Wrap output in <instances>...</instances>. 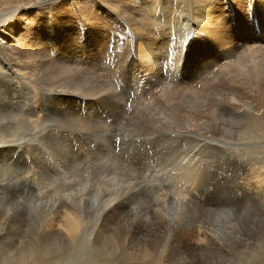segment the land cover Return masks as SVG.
I'll list each match as a JSON object with an SVG mask.
<instances>
[{
	"label": "bare ground",
	"instance_id": "obj_1",
	"mask_svg": "<svg viewBox=\"0 0 264 264\" xmlns=\"http://www.w3.org/2000/svg\"><path fill=\"white\" fill-rule=\"evenodd\" d=\"M3 1L4 3H7L8 0ZM27 1H34L37 3L41 2L42 4L47 5L45 7L46 9H44V7L39 10L37 9L40 12V21L34 23L32 25V28L34 29V27H37V29L39 30L37 31V33H35V35H33V39H30L29 42H27L29 46L24 45L25 43L19 38V35L15 34L17 30L13 29V25L20 20H16L14 18L16 21L13 24L8 23V25L5 26H3V24L0 25L1 41L3 42V44H5L3 45V47H6V52L8 51L9 54H12V67L15 69V72L17 71V74L25 77L22 75V73L18 69L19 67H17L16 65H18L22 59H26L27 63L25 66L29 69L28 70L25 68L28 71V78L25 77L27 85L32 83L33 80L34 84H36L37 82L40 84L43 83L42 85L45 87H43V90L46 89L47 91H49L52 98L57 99L58 102L64 100L70 102L67 105L65 104V107H67L68 109L71 108L73 102L83 101V104L88 111L87 118L91 116L92 117L91 120L90 118L87 119L86 117V119H84L79 115L77 111H74L76 119L79 120L80 123H78V121H75L76 119L74 115H71V117L67 114H65L66 116L62 118L60 116L55 122L51 123L52 120L50 117L42 116V113L47 114L46 107L43 104H40L38 101V97H43L42 92L39 93V95H36L37 103L39 105V111H37L38 114H36L34 108H32V98L28 103L22 106V108L26 109L25 111L21 109L18 110V106L16 108L12 103V120L27 124V130L25 132L29 131V134H26L24 132V128L22 127L23 125L19 122H17L16 126H12L11 140L9 139L10 137H7L9 136V134L6 136L7 138L1 136L0 134V187H3L1 185V181L3 180V178L7 175L10 176L11 174L10 161L12 159V143H15L13 149L17 154H20L22 156V160H20L22 166H19L20 163L18 164V170L20 168L21 176L19 178L17 176L18 179L14 177L16 175L14 174L15 171L13 172V170L16 169V166L12 165V177L10 176L12 179L9 180L10 182L13 181L11 184L13 186L20 184V186L23 187L24 191H22V195H32V198L30 199L33 200L36 205L31 204V206H28V208L30 207L29 209H23V207H19V210L16 212V214L12 212L11 216L10 211L14 210L12 202L15 203V206H19L22 203L19 202V199H15V201L14 199L12 200V198H8L5 200L6 197L4 198V200L0 199V264H66V262H62L63 257H65V254H68V250L72 246L78 244L81 245L80 247L82 251L84 249L87 250L86 254L88 255L94 253L98 256L106 257L104 262L101 264H108L109 261L107 257H113L116 249L122 250V246L118 244V240L120 238H125L126 241L133 242V239L130 238V235L133 238H136L135 234L144 232L147 235L151 233L156 234L153 238H151V240L154 241L157 238L160 239V237L174 232V202L178 203L181 211H184L187 207V202H184L182 197L183 193H180L179 195L177 194V192H174V164L180 165L179 167H177L180 168L179 170L181 171L179 180L182 184L188 185L193 181L203 184V177H201L198 173V170L202 166H200V164L197 165V163H195V160L198 156L204 155L199 153L201 155H193V158L192 154L202 152V150L205 149V146H203L201 143H198L193 147L194 150L184 149V146H181L178 149L176 148V150L174 151V138L171 134L168 133L170 131L174 132V120L179 125L183 122V117L181 118V113L183 112L184 114H182V116L184 115V119H186L188 122L193 121V119L191 118V115L193 113L191 114L190 110L194 109L192 110V112L197 111L200 106L196 108L195 106H197L198 102L194 100H190V102L187 100V98H183V102L185 103L184 104L181 101V98L180 100H178V97L174 98V73H171L172 77L170 79H166V85L162 86H160V84H162V81H160L162 79L161 75L155 73L151 77V79L155 81V83H157V87L160 86L159 90L157 91L162 98L161 100L163 104L156 102L157 100L152 101V98L150 100L147 99V101L150 103L146 102V104L148 105H146L145 107V101L140 98L141 101L138 103L137 108H141L143 106L145 108L143 115L145 114L146 116L142 118L138 115V113H132L131 115H129V117L131 118L129 119V122H132L134 126H131L130 123L129 125L130 127H132L133 132L135 131V129L138 130V139L140 137L143 138L138 142L136 136H133V133L130 130L131 128L128 130L129 135L136 138V140H133L131 142L129 147L130 149L128 148L124 150L125 154L127 153V156L125 157L126 161H124V158V160H122V157L120 158L119 156H122V153L124 151L122 153L121 151L120 153L117 152L119 153V155L116 154V147L114 145L116 138L115 132H112L111 130L113 129L115 131L114 125L116 122V116L111 119L112 123L109 126L107 124V121L110 120V118L108 120H106L105 118V120H102L100 118V115L98 114V109H100V106L103 102V104L110 106V109L113 108L116 111L114 112V114L118 115V117L121 118V116L126 113L127 104L126 102L123 103V98L120 100L121 102H113L114 99L112 98L111 93H115L112 90V88L114 87L111 88V86H109L104 79L100 78L96 70L99 69L101 65L100 63L103 60H106L104 59L105 54L107 57L111 48L114 51V48L116 47V41H118L120 45L123 40L127 41L129 39H123L121 37H117L116 35H114L113 40L111 39L112 41L110 40V38H108L112 16L106 10L110 7L112 11H117L116 13L121 12L122 14L128 15L129 13L127 12V14L125 12L127 8H122L123 10L121 9V11H119L120 9L118 8L121 5L118 7V5L115 4L117 8H114L112 4H110V2H107L110 0H78L76 4H78L80 6V9L82 10L80 11L77 9V7H75L78 11H80L78 16L84 18H86L87 16L89 19H92L90 24L92 30H89L93 35V40H86L82 37L86 33V30L88 28V25L84 24L83 21L81 24V28L79 29V35H82V41L84 40L85 42V56L83 57V55H81L82 52H79L80 47L77 46L78 34L72 36L70 35L71 31L74 28H72L73 26L71 27L69 25V21H71V18L68 19L70 14L69 12L65 11L66 8L59 7V5L56 3L51 6L50 4L52 2H55L53 0ZM186 1L187 0H185V2ZM222 1H224L227 5L225 12L223 11L222 6L215 8L216 5L220 4L219 0H189V2L191 3V12L189 14L190 22H194L195 29L200 32L201 37L199 36L200 38L198 39L202 43H206L207 38L204 36L203 30L207 31L209 34L212 33L211 37H213L214 42L223 49L225 55L224 58H231L235 55L237 56L235 52L237 53L241 51L244 47L239 46L237 42V36L234 34L235 31L232 27H230V24L228 22L229 18L230 20L235 19L234 14L237 11L238 16H236L238 23L236 24L238 25H236L235 27L241 29L243 35L240 36V40L246 45V47L248 46V50H244L243 52H241L233 64L225 66L224 68H222L221 72L218 73V75L216 74V78L220 81L219 85H215L214 83L213 84L215 85V87L210 86L212 83L210 85H201V90H204L203 92H205V94L207 95H210L209 92L211 91V94L216 97L214 101L216 105L215 108L213 107V116H215L214 113L220 115L222 113L221 111H231L240 118L244 115L249 116L250 120H254L253 122H255L256 120H263L264 110H257L256 105L250 100L244 99V96H247L249 95V93L251 94V92L256 90L257 93L253 94H259V98H264V93H262V91H264V46L262 45L264 38H261L260 41L259 39L254 38L249 29L250 27L248 28L246 27L247 25L245 26V24L248 22L254 27L258 24L262 29V33L264 35V0ZM243 1H245V4L243 3ZM248 1H250V8L247 6ZM93 2L95 3V5H93ZM137 2V7L143 12L147 10V2H150V4L152 2V5L154 7L157 5V1L153 2L151 0H137ZM164 3L168 2L164 1ZM134 4H136V2ZM187 6L188 5H186V7ZM233 6L236 7L235 12L233 11ZM104 7L105 13L103 12L104 14H102V9ZM61 10L63 15H59ZM9 11L7 14H5L4 19L0 20L1 23L6 21L8 17H10L11 14H9ZM57 11L59 12V14H57ZM94 11L98 13V16H96L95 18H93ZM163 11L164 12H162V16L157 21H164L166 23V29H159L156 35L158 37H155L154 35L155 38H150L151 34L148 33V31L143 30L141 26H136L137 40H131L128 44L131 45V47H136L134 52L135 56L133 58L134 60L135 57L139 56L138 59H140V61L143 62L144 60V63H146V65L149 64L151 68L155 70L159 69V64H157V59L160 56L158 47L171 46L173 52L174 48H176L174 47L175 42L173 39L166 40L167 37L171 35V32L174 29V17L176 14L174 15V12L170 9V7L163 9ZM53 12L55 13V18L58 19L59 24L62 23L63 27L67 29L62 30L60 34V40L58 39V31L54 26L55 19L52 16ZM143 12L140 13L142 14ZM192 14L193 18H191ZM13 15L14 14H12L11 16ZM129 16L132 15L130 14ZM255 16H258L259 22L253 20L255 19ZM248 17H250L251 19L247 20ZM125 18L128 19V16H125ZM130 18L128 19V21H134ZM138 20L140 19H137V21ZM146 20L144 19V21ZM144 21L142 23H144ZM148 21L147 24H149ZM157 21L154 23L156 24ZM133 25L134 24L132 22V26ZM149 28L151 27H148V30ZM221 28L223 31L221 30ZM127 29L129 30V28ZM3 31L6 32L5 35L3 34ZM229 32H232V36L230 37H228V35H225ZM61 37L63 38V40H61ZM161 37H164L166 39H163ZM219 37L221 38V40H219ZM136 41L137 44L135 45ZM224 44H226V47L222 46ZM20 47L22 48L20 49ZM3 49L4 48H2V50ZM120 51L121 50L116 49V51L114 52V56H112L113 59H111L118 61V64L122 62L123 65L125 63V60L123 59V55H121ZM205 51L209 50L206 48L204 49V52ZM56 52L59 53V56L56 55ZM207 54L213 56L209 52ZM116 57H118V59H116ZM187 58H191V55H188ZM189 60L190 59H187V61ZM112 65L113 63L110 62L109 66ZM154 66L158 67L155 68ZM223 69L226 70L229 75H239L235 78L229 77L230 80L228 82L224 80L225 76H222L224 77V79L221 80L220 75L225 73H223ZM192 73V75L197 74L193 70ZM243 81H245V84L248 88H251V90H244L245 92L242 91V85L245 86ZM18 84H16V87H23L25 85L21 84L20 86H18ZM30 85L27 87H30ZM175 85V89L178 88V83H175ZM24 88L28 89L26 87ZM67 88H71L72 90ZM176 90L180 91V89ZM77 92L80 94H76ZM31 94L32 93L30 92V95ZM138 94L140 93L138 92ZM81 96L83 98L79 99V97ZM206 96L203 101L206 100ZM178 101H181L182 103H179ZM135 102L134 104H132L133 107L136 104ZM186 103L190 105L187 106L190 109L189 111L183 108ZM194 107L196 108V110ZM107 109H105V111L112 112ZM15 110L18 111L14 113L13 111ZM71 110L74 109L71 108ZM142 110L143 109H141V111ZM197 112L204 113L202 109ZM196 115L195 118L197 117ZM195 118L194 121L197 120H195ZM198 118L200 117L198 116ZM204 119L205 118H203V120ZM84 120L86 123H83ZM227 120L228 119H226V121ZM70 121H75L76 125L78 123L79 127L76 128V131H80V133L77 134L75 132L69 137V133L65 132L62 134L61 130L67 128L70 129ZM87 122H90L92 126L88 125ZM198 122L200 123V121ZM207 122L210 123V119L207 120ZM249 122L252 123V121ZM138 123H140V125H138ZM213 123L214 122H212V124ZM257 123L258 122L256 121V125L259 126L260 124ZM82 124H84L85 126H82ZM223 124L224 123H222V125ZM252 125L254 126L255 124L252 123L250 126ZM48 126H53V128H49ZM57 126L60 128H58ZM86 126L89 127L86 128ZM107 126L110 128V130L107 128ZM218 126H220L219 123ZM250 126L244 128L247 129L246 132H243V134H245L244 136H248L249 133L247 132H249L248 127L250 128ZM224 128L227 129L226 125ZM94 132L95 137L91 138L90 135H94ZM98 132L101 133L99 134V136L96 135V133ZM217 132L219 133L220 131L217 130ZM253 132L254 131H252V133ZM22 133H24L22 136L14 137V135H20ZM243 134L241 133L239 135L241 136L240 140L244 139ZM86 135L88 139H92L96 142V152H90L89 147L87 151L85 150L87 141H85L84 139V141L82 142V139H80L79 137L81 136L82 138V136ZM117 135L120 136L121 134L119 133ZM229 135L230 137H233V135L231 136V133ZM245 138L247 140L249 137ZM17 143L20 144L17 145ZM76 145L78 146L77 148H75ZM20 146L24 147L23 152H20V150L17 149V147ZM122 149L123 148H121V150ZM136 151H139V153L135 155ZM132 155L136 160L135 163L143 164L141 168L138 165L132 164ZM174 155L176 156L174 157ZM128 158L130 159V161H128ZM14 180H17V182H14ZM4 187L2 188V190L4 189ZM19 187L17 188L18 191ZM26 188H28V191L26 190ZM142 193H151V197L148 200L138 199L139 196L142 195ZM11 196L12 195H10V197ZM191 197L195 198V193H192ZM25 199H27V197ZM94 200L99 201L100 207L92 206L94 204ZM58 207L61 209H57ZM150 207L154 208L150 210ZM116 210L119 211L116 212ZM132 215L140 217V219H138L137 221H134L133 219L132 225H126V221ZM166 217H168L169 220H167ZM15 218L18 219L17 221H19L20 224L16 225V223L14 222ZM125 227L129 229V237L127 238L126 234H124ZM111 231L113 241L110 243L109 241L111 239L110 237H107V233ZM16 245H18V249H15ZM147 245L148 243L146 238H141L138 240L136 239V244L133 247L134 252L128 251V254L133 255L136 259L141 258L142 260H145L151 254L148 251L149 248ZM207 248H212V250L213 248L222 249L220 244L218 245L217 243L212 241L209 242ZM65 261H67V263H70L69 259H66Z\"/></svg>",
	"mask_w": 264,
	"mask_h": 264
},
{
	"label": "rangeland",
	"instance_id": "obj_2",
	"mask_svg": "<svg viewBox=\"0 0 264 264\" xmlns=\"http://www.w3.org/2000/svg\"><path fill=\"white\" fill-rule=\"evenodd\" d=\"M8 1H7V3H8L7 4V3H4L3 0H0V20L4 19L5 14H7L9 10H10L9 14H11V15L14 14L15 16L10 15L11 18L8 17L9 20L7 19L3 23L0 22V25L3 24V26H5V25H8V23L13 24L16 20H20L21 22L17 21L13 25V29L17 30L15 32V34L19 35V38L25 43L24 45L29 46V44L27 42H29L30 39L32 40L33 35H35V33H37V31L39 30V29H37V27H34V29L32 28V25L34 23H37L38 21H40V19H39L40 12L38 10L41 9L42 7H44V9H46L45 7L47 5H44L41 2H39V3L34 2V1L29 2L27 0H8ZM53 1H55V2H52L50 4L51 6H53L54 3H56L59 5V7L66 8L65 9L66 12H69L70 15H69L68 19L71 18V21H69V25L71 27L73 26L72 28H74L71 31L70 35L72 36V35L78 34V36H77V42H78L77 44L78 45L77 46L80 47L79 52L80 53L82 52L83 54L81 53V55H83V57H84L85 56V54H84L85 42H84V40L82 41V37L86 40H93V35L89 30V29H91L90 24H91L92 19H89L87 16H86V18L78 16L80 11H82L80 9V6L78 4H76L78 2V0H59V1L53 0ZM87 1H89V0H87ZM151 1H153V2L157 1V5L154 7L152 5V2H151V4H150V2H147L148 7H150V8L147 7V10L144 12L137 7V4H138L137 0H130V1L129 0H110V1H107V2H110V4H112V6L114 8L115 7L117 8L116 5H118V7L121 5L118 8V9H120L119 11H121L122 8L123 9L127 8L126 9L127 11L125 10V12L129 13V14L127 13L128 15L122 14L121 12L116 13L117 11H114V10L112 11V9L110 7H109V9L106 10L112 16L111 17V20H112L111 21V27L109 29L108 38H110V40L111 39L113 40L114 35H116L117 37H121L123 39L124 38H129V39L127 41L123 40L122 43H120V45H119V42L116 41L115 45L117 48L115 47L114 51L112 50V48L111 49L109 48L110 52L107 55V57H109V58H107L106 54H105L104 59H106V60H103L100 63L101 65H100L99 69L96 71L98 72V76H100V78L104 79L106 81V83L109 86H111V88L114 87V88H112V90L115 93H113V94L111 93V96L114 99L113 102H121L120 100L123 98L122 99L123 103L126 102L127 105H126V113L123 114L121 116V118L118 117V115L114 114V112H116V111L113 108L110 109V106L103 104V102H102V105L100 106V109H98V114L100 115V118L102 120H105V119L108 120L110 118V120L107 121L108 122L107 124L109 126L112 123L111 119L114 116H116V122L114 125L115 131L113 129H111V130H112V132H115L116 138H115V144L114 143L113 144L116 147L115 148L116 154L119 155L120 151L122 153L124 150H126L130 147V144L133 140H136V138L138 139V137H137V131L138 130L135 129V131L133 132L132 127H130V125L134 126V124L132 122H129V119H131L129 117V115H131L132 113H138V115L142 118L144 116H146L145 114L143 115L144 109H145L143 106L141 108H137L138 103L141 101L140 98H142L143 101H145V107H146V105H148V104H146V102L150 103L147 101V99L150 100L152 98H153L152 101L157 100L156 102L163 104L162 100H161L162 98L159 95L157 90H159L160 86L166 85V79H170L172 77V74L174 73V98L178 97V100H180V98H181L182 102L185 98H187L188 101H190V100L191 101L192 100L197 101L199 105L197 104V106H195V107L198 108L200 106L197 111H200L202 109L205 114L203 112L199 113L197 111L192 112V110H194V109L190 110L187 107L190 105L186 103V105L183 108H185L188 111L190 110L191 114L192 113L194 114L196 112L194 115L193 114L191 115L192 116L191 118L193 119V121L188 122L186 119H184V115L182 116V114H184V112H183V113H181V118L183 117L182 118L183 122L179 125L174 120V132L170 131L168 133L171 134L174 138V151L176 150V148L178 149L181 146H184V149L194 150L193 147L195 145H197L198 143H201L203 146H205V149L202 150V152H197L195 154H192L193 158H194L193 155H197V154L198 155H201V154L204 155V156H198L195 160V163H197V165L200 164V166H202L198 170V173L201 177H203L204 181H203V184L196 182V181L190 182L188 185L182 184L179 180L181 171L179 170L180 168H178V167L180 165L174 164V192H177V194H179V195H180V193H183L182 194L183 200H184V202H187L186 203L187 207L185 208L184 211H181L178 203L174 202V232L173 233L171 232L166 236H162V237H160V239L157 238L158 240L156 239L154 241L151 240V238H153L154 235H156V234L151 233V234L147 235L144 232L135 234L136 238H133L130 235V238L133 239V242L126 241L125 238H120L118 240V244H120L122 246V248H121L122 250L116 249L113 257L108 256L107 257V259L109 261L108 264H264V119L263 120H256L258 122L257 124H260L259 126H257L256 121L253 122L254 120H250L249 116L244 115V116H241V118H240L236 114H234V112H231V111H229V112L228 111H221L222 113L220 115L214 113L215 116H213V109L215 108V105H216V103H214V101H215L216 97H214V95L211 94L212 93L211 91L209 92L210 95L209 94L207 95V94H205V92H203L204 90H201V88H202L201 85L202 86L203 85H210L211 83L212 84L210 86H213V87H215V85H219L220 81H219V79L216 78V74L218 75V73L221 72L222 68H224L225 66H229V65L233 64L241 52H243L244 50H248V46L246 47V45L240 40V36L243 35L241 29L240 28L238 29V27H235L236 25H238V24H236V23H238V20H237L238 15H237L236 7H234V6L232 7L233 11L234 12L236 11L234 14L235 19L230 20V18H229L228 22L230 24V27H232L233 30L235 31L234 34L237 36V42H238L239 46L244 47V48L237 53L235 52V54H237V56L235 55L231 58L230 57L224 58L225 55H224L223 49L221 47H219L214 42L213 37H211L212 33L209 34L207 31L202 29L204 32L203 33L204 36L207 38V41H206V43H202L198 39L201 37L200 32L197 31V29H195V23L192 21L190 22L189 14L191 12V3L189 2V0H187L186 2H185V0H164L165 2H168V3H164L163 0H161V1L160 0H151ZM135 2H136V4H134ZM161 3L162 4L164 3L163 4L164 8L162 7ZM175 3L176 4L178 3L179 5L178 4L176 5ZM219 3L220 4L216 5L215 8L222 6L223 11L225 12L226 6H227L226 3L222 0H219ZM243 3L245 4V1H243ZM230 4H233V3H230ZM93 5H95L94 2H93ZM101 5H103V4H101ZM134 5H135V7H134ZM186 5H188V6L186 7ZM177 6L178 7L180 6V7L178 8ZM247 6L248 7L250 6V1H248ZM247 6H246V8H247ZM75 7H77V9L80 11H78ZM167 7H170V9L174 12V15L176 14L174 17V22H175L174 23V29L171 32V35L167 37V39L164 37H161V38L166 39V40H168V39L172 40L173 39L175 42L174 47H176V48H174V52H175L174 53L171 46L158 47L160 56L157 59L158 60L157 64H159V69L155 70V69L151 68V66L149 64L146 65V63H144V60H143V62L140 61V59H138L139 56L135 57V60H134L133 58L135 56L134 52H135L136 47H131V45H128V44L130 43L131 40H137L136 28L139 26H141L143 28V30L148 31V33L151 34L150 38L158 37V36H156L158 30L159 29L165 30L166 29V27H165L166 23L164 21H161V20H160V22H161L160 23L157 20H159V18L162 16V14H163L162 12H164L163 9H165ZM185 8H187V9H185ZM104 10H105V7L102 9V14L105 13ZM185 10H188V11H185ZM94 12H93V14H94L93 18L98 16V13L97 12L94 13ZM140 12H143V13L141 14ZM156 12H158V13H156ZM115 13H116V15H115ZM2 14H4V15H2ZM57 14H59L58 11H57ZM130 14L132 16H129ZM59 15H63L62 10H61ZM135 15H136V17H135ZM52 16L55 19L54 20V26H55L56 30L58 31V39L60 40V34H61L62 30H67V29H65V27H63L62 23L59 24L58 19L55 18L54 12H53ZM125 16H128V19L131 17L130 19L134 20V21H130V20L128 21V19L125 18ZM182 16H183V18H182ZM142 17H143V20H142ZM191 18H193V14L191 15ZM122 19L124 20V22ZM135 19H136V21H135ZM137 19H140V20L137 21ZM144 19L145 20L147 19V20L144 21ZM250 19H251L250 17L247 18V20H250ZM148 20H151V21H148ZM175 20H177V21H175ZM183 20H185V21H183ZM253 20L259 22L258 16L257 17L255 16V19H253ZM82 21L84 24L88 25L86 33L83 36L79 35V31H80L79 29L81 28ZM143 21H144V23H142ZM147 21L149 24H147ZM156 21H157V23H156L157 25L154 23ZM132 22L134 24L133 26H132ZM245 22H248V21H245ZM60 26H61V28H60ZM245 26L248 28L250 27L249 29H250L251 34L253 35L254 38L259 39V41L261 40V38H264V35L262 33V29L260 28V26L258 24L254 27L248 22L245 24ZM126 27L129 28V30ZM148 27H151V28H149V30H148ZM153 27H154V29H153ZM178 27H179V29H178ZM132 28H134V29H132ZM251 29H253V30H251ZM221 30H222V28H221ZM182 32H183V34H182ZM229 33L225 34V35L226 36L228 35V37L232 36V32H229ZM3 34L5 35L6 32L3 31ZM126 34H128V35H126ZM154 35H155V37H154ZM258 37H260V38H258ZM185 39L187 42L185 41ZM61 40H63L62 37H61ZM219 40H221L220 37H219ZM183 42H184V44H183ZM241 43H243V44H241ZM262 43H263L262 45L264 46V41ZM136 44H137V41H136L135 45ZM3 45H5V44H3V42L1 41V37H0V48H1L0 49V134H1V136L6 137L9 134V136H7V137L8 138L10 137L9 139L11 140L12 139V126H16L17 122H19V121H15V120L13 121L12 120L13 119L12 118V107H13L12 103L15 105L16 108L18 106V110L21 109V110L25 111L26 109L22 108V106L24 104L28 103L32 98V103H31L32 108H34V111L36 112V114H38L37 111H39L38 110L39 105L37 103V98H36L37 96L36 95H39V93H41V92L43 93V97L42 98L38 97V101L40 104H43L46 107V112H47V114L42 113L43 114L42 116L50 117L52 120L51 123L55 122L60 116H61V118L66 116L65 114H67L69 116L74 115V117L76 119V115H75L74 111H77L82 118H84V119L87 118L88 111H87V108L84 106L83 101L73 102V105H71V108L74 110H71V108L68 109L67 107H65L70 102H67L66 100L58 102L57 99L52 98L49 91H47L46 89L43 90V87H44L42 85L43 83L40 84L37 82L36 84H34V80H33L32 83H30L31 85L30 84L27 85L26 84L27 82L25 80V77L28 78V71L26 70L28 68H26V66H25L27 63L26 59H22L20 61L22 63V65L20 62L18 65H16L17 67H19L18 69L22 73V75L25 76V77H22L21 75L17 74L16 73L17 71L15 72V69L12 67V56H11L12 54H9L8 51L6 52V50H5L6 47H3ZM222 46L226 47V44H224ZM2 48H4V49L2 50ZM21 48L22 47H20V49ZM166 48H167V50H166ZM206 48L209 51L204 52V49H206ZM116 49L121 50L120 53H121V55H123L122 57L125 60V63L123 65H122V62L120 64H118V61L112 60L113 59L112 56H114V52L116 51ZM167 51H169V52H167ZM10 52H12V51H10ZM208 52L210 54H212L213 56L208 55L207 54ZM56 55L59 56V53L56 52ZM188 55H191V58H187ZM227 56H228V54H227ZM116 59H118V57H116ZM132 59H133V61H132ZM187 59H190V60L187 61ZM110 62L113 63L112 66H109ZM20 67H22V68H20ZM154 67L156 68L158 66H154ZM24 70H26V71H24ZM192 70L194 72H196L197 74L192 75L193 74ZM22 71L25 73H23ZM155 73L161 75V77H162V79L160 80V81H162V84H160L159 87H157V83H155V81H153L151 79V77ZM223 73L224 74L220 75L221 80L224 79V77H222V76H225L224 80L227 82L230 80L231 77L235 78L236 76L239 75V74L229 75L227 73V71L224 69H223ZM95 77H97V76H95ZM240 78H241V76H240ZM37 79H38V76H37ZM148 82H149V84H148ZM151 83H152V85H151ZM175 83L176 84L178 83V88H176V89H180V91L175 89V86H176ZM243 83L245 85V86L242 85V87H241L243 92H245L247 90H251V88L247 87V85L245 84V81H243ZM16 84H18V86H20L21 84H25V85L23 87H16ZM26 85L27 86L30 85V87H27ZM24 87L28 88L29 90L25 89ZM46 88H48V87H46ZM183 88L187 91H185ZM67 89L72 90L71 88H67ZM193 89L196 91H194ZM30 92L32 93L31 95H30ZM138 92L140 94H138ZM253 93H257V91L254 90L253 92H251V94L249 93V95L244 96V99H247V100H250L251 102H253L256 105L257 110H262V109L264 110V98L263 99L259 98V94H256L257 95L256 96ZM262 93H264V91H262ZM76 94H80V93L77 92ZM123 95H124V97H123ZM205 96H206V100L203 101V99H205ZM263 96H264V94H263ZM82 98H83L82 96L79 97V99H82ZM18 99H20V100H18ZM254 99H257V100H254ZM23 101H24V103H23ZM181 101H178V102L182 103ZM261 101H263V102H261ZM134 102L136 104L133 107L132 104H134ZM196 108H195V110H196ZM105 109L110 110L112 112L105 111ZM141 109H143V110L141 111ZM18 110H15L13 112L15 113ZM206 111H207V113H206ZM195 115L197 116L196 118H195ZM198 116L200 118H198ZM91 117H88L87 119L90 118V120H91ZM194 118H195V120L196 119L197 120L194 121ZM203 118H205V119L203 120ZM217 118L220 120H218ZM200 119H202V120H200ZM209 119H210V123L207 122V120H209ZM226 119H228V120L226 121ZM75 121L76 122L78 121V123H80L79 120H77V119ZM75 121H70V123H69L70 129L69 128L62 129L61 130L62 134L65 132L69 133V137L71 136V134H73L75 132L77 134H79L80 131L79 132L76 131V128L79 126H78V123L76 125ZM198 121H200V123ZM211 121L214 123L212 124ZM249 121H252V123L255 125L250 126L252 123ZM19 123L23 125L22 127L24 128V132H25L27 130V124L21 123V122H19ZM72 123H75V124H72ZM83 123H86L85 120L83 121ZM87 123H88V125L92 126V124L90 122H87ZM129 123H130V125H129ZM218 123L220 126H218ZM222 123H224V124L222 125ZM211 124H212V126H211ZM247 124H249V125H247ZM126 125H128V126H126ZM138 125H140V123H138ZM225 125H226L227 129L224 128ZM229 125H230V127H229ZM82 126H85V125L82 124ZM217 126H218V128H217ZM247 126H250V128L248 127L249 132H247L249 134H248V136H244L245 134H243V132H246V130H247L244 128H246ZM48 127L53 128V126H48ZM87 127H89V126H86V128ZM257 127H259V128H257ZM58 128H60V127H58ZM107 128L110 130V128L108 126H107ZM71 129H73V130L75 129V130L73 131ZM129 129L132 131L133 136L134 137L136 136V138L129 135V131H128ZM212 129H214L216 132ZM234 129H236V130H234ZM217 130H219L220 132L218 133ZM251 130L254 132L252 133ZM116 132H118V133H116ZM232 132H233V134H232ZM256 132H258V133H256ZM25 133L29 134V131H27ZM58 133H59V131H58ZM119 133L121 134L120 136L117 135ZM230 133H231V136L233 135V137H230V135H229ZM241 133L243 134L244 139L240 140L241 136H239V135ZM23 134L24 133H22L20 135H14V137H20ZM99 134H101V133H99V132L96 133V135H98V136H99ZM218 134H220V135H218ZM250 135H251V137H250ZM203 136H205V137H203ZM261 136H263V137H261ZM90 137L94 138L95 132H94V135H90ZM229 137H230V139H229ZM245 137H249V138L246 140ZM79 138L82 139V142L84 141V139H85V141H87L86 146H85L86 149L84 148L86 151H87V149L90 148V152L91 151L96 152L97 145H96L95 141H93L92 139H88L87 135L82 136V138L80 136ZM140 138L138 139V142L140 140H142L143 137H140ZM72 143H73V141H72ZM231 143H233V144H231ZM14 144L15 143H12L13 146H14ZM18 144H20V143H17V145ZM13 146H12V159L10 161V163H11V170H10L11 174H10V176L12 177V165H15L17 171H16V169L13 170V172L15 171L14 174L16 175L14 177L17 178V176H18V178H19L21 176V170H20V168L18 170V167L22 166L21 162H20V160H22V158H21L22 156L15 152V150L13 149ZM21 147L22 146L17 147V149L20 150V152H23L24 147H22V148ZM77 147L78 146L76 145L75 148H77ZM121 148H123V149L121 150ZM117 152H119V153H117ZM137 153H139V151H136L135 155ZM199 153H201V154H199ZM126 156H127V153L125 154V151H124L122 153V156L120 155L119 157L120 158L122 157L121 159L122 160L125 159L124 161H126V158H125ZM175 156L176 155H174V157ZM131 157L133 158V155ZM128 161H130L129 158H128ZM132 161H133L132 164L138 165V166H140V168L143 166V164L135 163L136 162L135 158H133ZM18 164H19V166H18ZM175 166H176V168H175ZM176 171L179 173H177ZM7 176H5L3 178V180L1 181V185L4 187L6 184V186L4 187L3 190H2L3 187H0V199L4 200L5 197H6L5 200L8 198H12V200L14 199V201H15V199L16 200L19 199V202L22 203L19 206L18 205L15 206V203L12 202V206H14L15 211L11 210L10 215L12 216V212H14L16 214V212L19 210V207H23V209L24 208L29 209L30 207L28 208V206H31V204L36 205L35 202L30 199V198H32L31 197L32 195H30V196H29V194L22 195L21 193H23L22 191H24L23 187L20 186V184H17L16 186L11 185L13 181L10 182L9 179H12V178L9 175H7ZM5 180H7V181H5ZM3 181H5V182H3ZM14 182H17V180H14ZM8 187H9V190H8ZM18 187H19V191L17 190ZM14 188H15V190H14ZM26 190L28 191V188H26ZM192 193H195V198L191 197ZM10 195H12V196L10 197ZM26 197H27V199H25ZM150 197H151V193H144V194L142 193V195H140L138 199L148 200ZM23 201H24V203H23ZM31 201H32V203H31ZM26 203H27V206H26ZM17 206H18V209H17ZM92 206L93 207H100L99 201L94 200V204ZM153 208L154 207H150V210H152ZM57 209H61V208L58 207ZM118 211L119 210H116V212H118ZM133 219H134V221H137L138 219H140V217L132 215L126 221V225H132ZM166 219L169 220L168 217H166ZM17 220L18 219H16V218L14 219V222L16 223V225L20 224L19 221H17ZM125 229H124V231H125L124 234H126V238H127V237H129V234H128L129 229L126 227H125ZM111 233H112V231L107 233V237H110V239H111L109 241L110 243L113 241V237H112ZM94 235H93V237H94ZM141 238L147 239V243H148L147 246L149 248L148 251H149V253H151L148 256V258L145 260H142L141 258L136 259L133 255L128 254V251L134 252L133 247L136 244V239L138 240ZM210 241L215 242L218 245L220 244L222 249L213 248V250H212V248H210V249L207 248V245L209 244ZM80 246H81L80 244L72 246L68 250V254L67 255L65 254V257H63V259H65V260L69 259L70 263H67V261H65L63 259H62V262H66V264H71V263L72 264H101L104 262L106 257L98 256L97 254H94V253L89 254L90 255L89 256L88 254H86L87 250L84 249L82 251ZM15 249H18V245H16ZM221 251H222V253H221ZM215 253H217V254H215ZM76 254H78V255H76Z\"/></svg>",
	"mask_w": 264,
	"mask_h": 264
}]
</instances>
